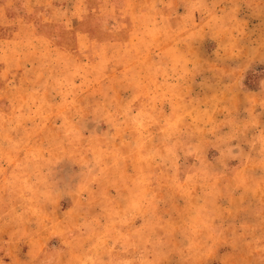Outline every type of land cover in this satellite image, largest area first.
<instances>
[{"label":"rangeland","instance_id":"obj_1","mask_svg":"<svg viewBox=\"0 0 264 264\" xmlns=\"http://www.w3.org/2000/svg\"><path fill=\"white\" fill-rule=\"evenodd\" d=\"M0 264H264V0H0Z\"/></svg>","mask_w":264,"mask_h":264}]
</instances>
